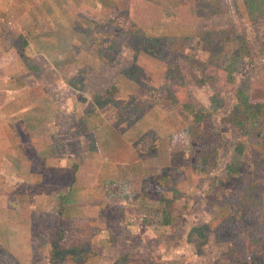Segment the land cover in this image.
<instances>
[{
	"label": "rangeland",
	"instance_id": "obj_1",
	"mask_svg": "<svg viewBox=\"0 0 264 264\" xmlns=\"http://www.w3.org/2000/svg\"><path fill=\"white\" fill-rule=\"evenodd\" d=\"M246 3L53 0V22L0 26V264L264 263V10ZM18 32L38 71L9 81ZM47 135L63 160L29 183L18 137L41 154Z\"/></svg>",
	"mask_w": 264,
	"mask_h": 264
},
{
	"label": "crops",
	"instance_id": "obj_2",
	"mask_svg": "<svg viewBox=\"0 0 264 264\" xmlns=\"http://www.w3.org/2000/svg\"><path fill=\"white\" fill-rule=\"evenodd\" d=\"M24 1V0H23ZM25 1H28L29 3V7H25L26 11L24 13H22L21 11L18 12L20 10V6L23 7V4H22V0H0V26L8 23V24H17L20 22V24H25L23 27L25 28V26L27 24H31V25H34L35 23H43V24H46L48 22H53V17H54V10H53V6L51 4V2L53 0H25ZM24 3V2H23ZM21 7V9H22ZM36 8L38 9H41L43 10V17H40V19H36L35 18V14L37 15L38 14V11L36 10ZM48 8H50V10H48ZM18 10V11H17ZM53 10V11H52ZM34 11V15H32V12ZM36 11V12H35ZM15 13L17 15H15ZM52 25V23H50ZM0 29H2L0 27ZM41 30V29H39ZM22 34L21 32H18L17 35L15 36V40L14 42L16 41V38L18 35ZM23 35V34H22ZM5 40H7L5 38ZM8 41V40H7ZM14 42L12 43V45H9V47L7 48V50H14V52H16V50L14 49ZM6 43V42H5ZM4 44V43H3ZM3 44H2V47H3ZM6 45V44H4ZM5 50V49H3ZM1 48H0V55L2 53H4ZM2 51V52H1ZM7 53V52H6ZM26 53V51H25ZM14 63H13V66L15 68H12L11 71L13 73L12 77L8 78L9 81H14V80H18V79H21L20 76H15V74L17 73V71L20 70V68L22 69L23 68V64L21 62H17V60H13ZM6 65V62L4 64H0V67L1 68H4ZM12 66V67H13ZM0 79H2V77L0 76ZM0 85H1V82H0ZM5 102H3V98H1V101H0V118L3 120L6 119V114L4 113V110L2 109V106L4 105ZM3 113V114H1ZM2 124V123H0ZM16 123H14L15 125ZM18 124V123H17ZM16 126V125H15ZM18 126V125H17ZM16 131V132H15ZM20 131V133H19ZM7 128H1L0 129V167L4 164L2 162V160H4L5 156H4V152L5 150H7L9 147L7 146L6 143L9 144V136H7ZM22 133H25V130H20V129H13L12 130V134L15 136V134H22ZM32 132H30L31 134ZM33 136V140L37 139L38 138V134L37 133H33L32 134ZM31 136V138H32ZM49 135H47L45 137V140H46V145H44L43 149L40 151L41 154H36L35 151H38L37 149L35 150L34 146H33V142H29L30 144L28 145H25L23 144V142H25L22 138H19L18 137V145L20 147V149L25 153V158H24V162H26V164L28 165L29 167V172H28V176L23 178L24 180H27L29 183H33V184H36V185H40L42 183H45V182H48V178L45 174V171L42 172V174L40 176H38L37 174H35L34 172H31L30 171V168L34 165L35 167H38L37 165H35L34 163L37 162V159H40V164H42L41 166H43V168L49 166V162L50 161H53L54 158H59V151H57V144L55 142V140L53 138H49L48 137ZM35 138V139H34ZM48 142V143H47ZM37 143V142H35ZM10 145V144H9ZM49 145V146H48ZM28 148V151H30V153L32 155H29L28 153H26L25 151L27 150ZM49 153H51L52 155H48ZM56 154V156L54 155ZM63 154V153H62ZM60 160H63V158H59ZM5 166V164L3 165ZM6 167H4L5 169ZM1 170V168H0ZM119 171L120 168L118 167H113V172L115 171ZM20 176V175H19ZM7 177V174L4 173V171L1 172L0 174V181L1 183L4 181V179ZM20 178V177H19ZM13 179H18V177L16 176H13V177H9V179H7L8 182H11ZM22 179V178H21ZM4 183V182H3ZM29 216V212L27 209L25 210H20V211H15V216ZM1 221V219H0ZM6 220L4 219L3 222H5ZM9 223H13L11 221H9Z\"/></svg>",
	"mask_w": 264,
	"mask_h": 264
},
{
	"label": "trees",
	"instance_id": "obj_3",
	"mask_svg": "<svg viewBox=\"0 0 264 264\" xmlns=\"http://www.w3.org/2000/svg\"><path fill=\"white\" fill-rule=\"evenodd\" d=\"M246 6L247 8H249L251 13H254L255 10H258L260 12H258L259 14L264 10V0H261V2L263 3V5H259L256 4V0H245ZM262 6V8H261ZM258 15V14H257ZM262 15V14H261ZM28 45V40L25 38L24 35L20 34L17 36L16 41L14 42V49L16 50V54H17V62H21L23 64V68L20 69L19 71H17V73L15 74V76H20L21 78L23 77V71H29L30 73H32L33 71H38V67L36 64H34L33 61H31L32 59L29 58V56L25 53V47ZM116 96H126L124 93L121 94L119 91H117V94H115ZM101 101V100H100ZM201 114H197L198 118H201L202 116H200ZM100 117V113L98 112L97 109L93 108L92 106H88V109L86 111V113L79 119V127L80 129H83L84 132H86L88 129L89 131L93 129V127H96L95 124V120L97 118ZM35 165H37L38 167H35L34 165L30 168L31 172H34L35 174H37L38 176H40L43 172L42 168L43 166H41L42 164H40V159H37V162L34 163ZM42 167V168H41ZM163 173V171H157L154 176L155 177L152 182L155 185L156 188L161 189L162 185H161V174ZM163 175V174H162ZM153 176V177H154ZM143 192H146V189L143 190ZM200 233H202V230L199 229L198 230ZM240 264V263H237ZM264 264V263H262Z\"/></svg>",
	"mask_w": 264,
	"mask_h": 264
}]
</instances>
